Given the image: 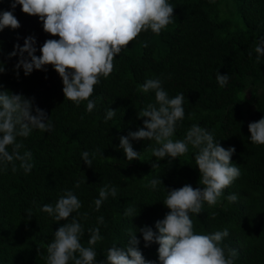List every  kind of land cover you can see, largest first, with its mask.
Returning <instances> with one entry per match:
<instances>
[{
  "label": "trees",
  "instance_id": "16d2710c",
  "mask_svg": "<svg viewBox=\"0 0 264 264\" xmlns=\"http://www.w3.org/2000/svg\"><path fill=\"white\" fill-rule=\"evenodd\" d=\"M175 8V23L155 35L149 30L115 58V68L107 80L95 86L96 107L89 113L86 103L76 106L65 100L63 82L55 69L34 70L25 76L23 69L17 78L14 66L18 57L8 60L7 54L18 42L24 44L29 35L37 38V53L47 39H59L43 30L38 17L25 14L17 6L14 15L21 27L0 32V43L6 73L0 74V84L17 94L34 97L35 103L50 116L51 133L33 130L27 138H18L24 150L33 154L34 167L25 174L19 168L0 171V264H46L47 245L60 224L40 210L43 204L55 202L65 190H71L81 200V217L85 228L82 243L87 246V229L99 227L104 240L95 246L97 261L104 259L113 244L126 245L128 229L145 224L154 228L169 211L162 203L167 188L198 184L196 149L152 169L154 141H132L141 160L127 161L119 148V137L143 126L137 113L148 103H155L154 92L143 93L138 88L147 79L159 78L170 97L184 95L185 118L178 122L173 139H183L193 124L214 133L215 140L225 148L235 147L232 162L241 168L242 176L225 190L238 195V202L228 205H204V212L192 214L196 231L211 233L227 227L230 235L223 245L237 251L234 264H264V145L253 144L248 128L250 122L264 118V57L256 62V54L248 55L256 41L264 36V0H169ZM11 11V0H0V11ZM18 36L20 39L18 40ZM147 42L148 47H143ZM229 75L221 88L217 72ZM170 77V78H169ZM116 110L112 120L105 122L108 108ZM191 116V118H189ZM83 117V118H81ZM99 149L89 168L82 153ZM159 178L156 189L149 182ZM80 181V186L75 185ZM109 184L117 187V196L103 203L99 211L93 201L98 190ZM35 201V203H33ZM136 207L137 217H126L125 207ZM33 216L27 218L26 210ZM212 212L217 213L210 219ZM103 216L105 225H98ZM140 248L148 260L158 262V245ZM39 250V251H38Z\"/></svg>",
  "mask_w": 264,
  "mask_h": 264
},
{
  "label": "clouds",
  "instance_id": "9594fccd",
  "mask_svg": "<svg viewBox=\"0 0 264 264\" xmlns=\"http://www.w3.org/2000/svg\"><path fill=\"white\" fill-rule=\"evenodd\" d=\"M17 6L30 16L38 17L45 33L59 39H47L39 48L41 55H36L37 38L29 35L21 46L18 42L14 50L7 54L8 60L18 57L14 71L19 78L20 70L29 76L34 70L47 71L51 65L63 82L65 100L76 106L86 103V111L91 113L96 107L98 97H94L95 86L107 80L115 68V58L127 49L130 42L138 39L142 32L160 35L170 24L175 23V6L169 0H11V11H0V32L6 28L19 29L21 24L14 11ZM18 40L20 37L18 36ZM147 48L148 43L142 42ZM256 54V62L264 57V36L249 50ZM0 55L3 46L0 43ZM5 61L0 59V74L6 73ZM170 78V77H169ZM221 88L230 79L229 75L219 71L215 77ZM138 91L154 92L155 103H148L137 113L143 120V126L129 130L127 135L119 137V148L123 149L127 161L141 160V153L134 150L132 141H154L152 148V169L161 167L159 161L169 162L189 151V145L195 148V163L199 169L200 186L186 184L180 188H167L163 200L169 209L163 219L155 222L154 228L145 224L128 229L126 245L113 244L106 250L104 259L97 261L95 246L104 240L99 227L87 229V246L82 243L85 235L81 217L87 220L88 213H81V200L71 190H65L55 204L46 203L40 210L53 217L60 227L54 238L47 245L46 264H157L156 260L145 258L141 248L142 236L144 247L158 245L159 264H234L237 251L223 245L230 232L227 227L211 233L196 231L192 214L204 212V205H221L227 211L228 205L238 202V195L228 194L224 203L225 190L242 176L241 168L232 162L235 147L225 148L217 142L214 133L198 124H193L183 139H173L178 122L185 118L184 95L178 93L170 97L159 78L147 79ZM116 110H106L105 122L112 120ZM83 118V117H81ZM191 118V116L189 117ZM253 144L264 145V118L248 124ZM54 124L48 113L35 103L34 97L14 93L0 84V171L7 172L11 165L12 172L19 168L25 174L34 167L33 154L24 150L18 138H27L33 130L51 133ZM100 155L99 149L82 153L83 162L91 168L93 160ZM163 180L154 178L149 182L156 189ZM164 184V183H163ZM77 188L80 181H77ZM117 196V187L105 184L98 190V198L93 203L99 211L109 198ZM35 203V201H33ZM136 207H125L126 217H137ZM28 219L33 216L32 208L26 210ZM217 213L212 212L210 219ZM98 225H105L103 216L97 217ZM39 251V250H38Z\"/></svg>",
  "mask_w": 264,
  "mask_h": 264
}]
</instances>
